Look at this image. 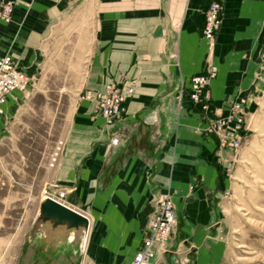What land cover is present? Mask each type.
I'll return each mask as SVG.
<instances>
[{"label":"crops","instance_id":"obj_1","mask_svg":"<svg viewBox=\"0 0 264 264\" xmlns=\"http://www.w3.org/2000/svg\"><path fill=\"white\" fill-rule=\"evenodd\" d=\"M214 2L223 5V22L210 43L202 31ZM7 4L13 13L11 22L0 19V60L12 56L31 82L0 115L1 163L6 147L20 149L14 142L35 123L36 109L27 106L57 44L77 39L83 91L103 92L112 82L135 90L114 122L95 102L76 103L57 162L49 161L45 186L20 224L30 233L55 184L63 202L91 220L84 254L51 255L38 241L0 239V264H130L165 196L175 203L178 225L167 252L156 247L151 264H221L217 207L233 186L235 162L205 129L217 115L228 116L234 101L249 112L256 98L264 0H0V11ZM212 66L217 76L204 109L192 102L189 81Z\"/></svg>","mask_w":264,"mask_h":264},{"label":"rangeland","instance_id":"obj_2","mask_svg":"<svg viewBox=\"0 0 264 264\" xmlns=\"http://www.w3.org/2000/svg\"><path fill=\"white\" fill-rule=\"evenodd\" d=\"M10 6L13 13L12 4L2 9ZM76 43L77 39L73 45L69 40L57 44L49 67L42 73L45 80L38 83L36 95L27 106L36 109L35 123L25 137L14 142H20V149L12 142L5 149L9 155L5 163L0 162V239L29 238L27 226L20 225L27 217L25 209L34 194L40 196L49 161L52 165L57 162L70 110L78 101H89L87 95L93 92L82 90L84 73ZM258 74L256 98L249 112L242 107L246 135L242 149L232 155L233 186L218 201L221 264H264V62ZM112 83L134 87L132 83ZM237 103L241 102L234 101L231 111ZM55 186L51 192L59 194Z\"/></svg>","mask_w":264,"mask_h":264},{"label":"built area","instance_id":"obj_3","mask_svg":"<svg viewBox=\"0 0 264 264\" xmlns=\"http://www.w3.org/2000/svg\"><path fill=\"white\" fill-rule=\"evenodd\" d=\"M12 8L7 7L0 11V19L5 22L12 20ZM223 22V7L220 3H213L206 11V21L203 27L204 38L212 43L219 32ZM217 76V68L210 67L205 75L193 76L189 81L190 98L195 104H203L207 109L211 99L210 85L211 81ZM30 77L22 69L14 58L6 55L0 60V115L5 113L8 99L17 92L25 91L30 86ZM131 85H120L109 83L103 92H91L87 95L89 101L96 104L97 109L109 122L119 119L125 111L128 96L134 92ZM242 104L237 103L231 113L226 117L217 115L209 124L205 131L215 135L220 144L221 150H227L232 155H237L243 147L246 135V120L242 110ZM113 145L119 144V139L112 140ZM59 194H54V198L63 201L65 192L61 191L58 186ZM177 210L174 201L170 196L163 197L157 210L149 219L146 235L136 251L130 264H151L155 257L156 247L161 252H167V241L177 228ZM79 264H91L82 259Z\"/></svg>","mask_w":264,"mask_h":264},{"label":"water","instance_id":"obj_4","mask_svg":"<svg viewBox=\"0 0 264 264\" xmlns=\"http://www.w3.org/2000/svg\"><path fill=\"white\" fill-rule=\"evenodd\" d=\"M90 218L51 196L43 195L29 233L39 250L51 255L68 251L84 254L90 232Z\"/></svg>","mask_w":264,"mask_h":264},{"label":"bare ground","instance_id":"obj_5","mask_svg":"<svg viewBox=\"0 0 264 264\" xmlns=\"http://www.w3.org/2000/svg\"><path fill=\"white\" fill-rule=\"evenodd\" d=\"M46 195H48V196H51V194L49 193V192H46ZM51 197H53V195L51 196ZM54 198V197H53ZM56 199V198H55ZM58 200V199H57ZM64 200V199H63ZM59 201H61V200H59ZM61 202H63V201H61ZM90 230H91V226H90ZM89 235H90V232H89ZM88 238H89V236H88ZM87 243H88V240H87ZM87 246V245H86Z\"/></svg>","mask_w":264,"mask_h":264}]
</instances>
